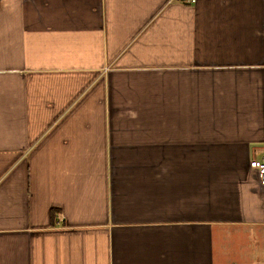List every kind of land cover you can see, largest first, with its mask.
Segmentation results:
<instances>
[{"label": "crops", "instance_id": "0c3cea01", "mask_svg": "<svg viewBox=\"0 0 264 264\" xmlns=\"http://www.w3.org/2000/svg\"><path fill=\"white\" fill-rule=\"evenodd\" d=\"M255 160L264 0H0V264H264Z\"/></svg>", "mask_w": 264, "mask_h": 264}, {"label": "built area", "instance_id": "2783aa9c", "mask_svg": "<svg viewBox=\"0 0 264 264\" xmlns=\"http://www.w3.org/2000/svg\"><path fill=\"white\" fill-rule=\"evenodd\" d=\"M195 2V1H192ZM252 169L258 172L259 178L264 183V160H255L250 163Z\"/></svg>", "mask_w": 264, "mask_h": 264}]
</instances>
